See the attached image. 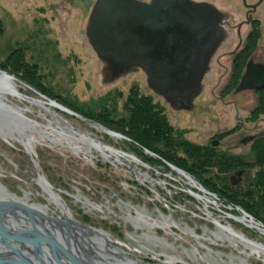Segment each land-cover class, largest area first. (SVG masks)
Wrapping results in <instances>:
<instances>
[{"label": "rangeland", "instance_id": "rangeland-1", "mask_svg": "<svg viewBox=\"0 0 264 264\" xmlns=\"http://www.w3.org/2000/svg\"><path fill=\"white\" fill-rule=\"evenodd\" d=\"M56 2L0 0V69L15 76L27 96L58 102L69 111L51 106L52 111L81 132L129 157L119 155L122 160L119 161L118 155L107 150L110 157L106 159L101 150L80 140L78 133L59 126L41 105L15 98L10 100L12 104L19 106L27 117L48 127L56 141L36 134L39 141L33 143L34 151L30 153L20 142L0 136V181L18 196H24L25 191L30 193V203L46 204L49 201L36 181L40 170L78 221L102 228L115 244H122L120 247L137 260L165 263L173 256L183 261L172 264H211L206 257L211 253V259L218 264H245L244 259L249 264H264L244 244L236 247L231 241L214 235L219 231L214 222L217 219L264 243V235L258 229L230 218L242 215L244 210L264 228V218L255 216L223 193L226 183L215 161L218 158L214 156L225 152L242 155L239 157L242 161L251 159V144H243L242 139L257 132L247 128L257 125L259 131L264 130V120L247 119L256 105L254 94L245 91L225 97L239 103L246 128L218 137L240 124L234 107L217 99L219 90L215 85L220 72L213 70L206 78L203 94L196 101L207 108L201 110L172 107L148 87L142 70L132 72L126 80L106 81L102 78L101 62L86 34L92 7L55 9ZM13 46L21 49L16 68L8 63ZM219 53L220 50L216 56ZM131 94L149 97L153 109L165 116L172 130L170 136L151 137L145 145L114 127L117 121L126 124L130 119ZM50 122L59 131L64 130L69 138L61 137L50 128ZM96 123L120 133L123 138L111 136L96 127ZM173 138L190 146L179 145ZM214 140L220 141L218 147L212 144ZM78 146L83 150H77ZM191 146L199 151L192 150ZM207 156L214 161H205ZM196 161L202 164L201 168L193 165ZM179 170L208 193L198 184H192ZM255 171L252 170L250 179L254 178ZM236 192L242 198L245 189ZM138 213L160 224L167 218L168 225L151 229L136 226L130 215L136 217ZM50 214L65 218L53 204ZM148 232L162 241L147 240L144 234Z\"/></svg>", "mask_w": 264, "mask_h": 264}, {"label": "water", "instance_id": "water-1", "mask_svg": "<svg viewBox=\"0 0 264 264\" xmlns=\"http://www.w3.org/2000/svg\"><path fill=\"white\" fill-rule=\"evenodd\" d=\"M227 17L214 4L196 0H96L86 34L101 62L103 79L109 82L126 80L132 72L142 70L146 74L148 87L172 107L193 110L197 99L203 94L206 78L213 71V59L225 40ZM0 72L12 76L2 69ZM261 82L264 85V70L257 72L248 67L237 91L256 89L262 85L259 84ZM1 105L0 102V113L3 110L7 120L25 123L19 106L7 104L8 109L4 110ZM61 108L68 110L64 106ZM6 119L1 121L8 123ZM94 125L107 129L99 123ZM42 174L39 170V177ZM12 205L10 202L5 206L0 205V215L4 210H12ZM20 208L41 215V211L34 206L25 204ZM27 231L32 234L24 233L26 231L9 233L0 224V238L5 243L9 239L22 245L30 243L38 246L45 242L56 257L61 250L72 264H83L80 260L85 259L73 254L55 238L38 230ZM130 258L133 260L130 264H165ZM0 260L11 263L15 259L0 255ZM17 260L12 262L34 264Z\"/></svg>", "mask_w": 264, "mask_h": 264}, {"label": "flooded vegetation", "instance_id": "flooded-vegetation-1", "mask_svg": "<svg viewBox=\"0 0 264 264\" xmlns=\"http://www.w3.org/2000/svg\"><path fill=\"white\" fill-rule=\"evenodd\" d=\"M141 1L150 2L151 0ZM196 1L212 3L228 16L224 24L226 29V37L220 48V53L216 56L215 61L212 62V68L214 71L216 70L217 72L221 73L220 77L218 78L217 84L215 85L219 90L217 99L226 106L232 105L234 107L235 118L240 123L221 132L220 134H218V137H222L226 134L233 135L237 131H239L241 127H245V120L240 116L241 108L239 103L235 100H227L225 98L226 96L230 95V93H234L235 95H237L245 91H251L257 101L247 119L250 120L251 118L257 117L260 121L264 120V118L261 117L264 114V85L262 84V82L259 83L262 85H260L256 89L237 91V88L241 83L243 75L247 71L248 67L257 72H262L264 70V0ZM95 2L96 0H57L54 7L55 9H58L59 7L67 9L79 7L86 9L91 7L93 8ZM20 52L21 49L17 46L12 47L8 63H10L14 68L18 67V65L15 64V61L19 59V55L21 54ZM202 108L207 109L204 105H202V103H197L195 106V110H201ZM247 129L257 130V132L247 135L242 139L243 144H251V159L242 161L239 159V157H242V155L233 154L234 158L238 160L239 167L234 171L223 174V177H225L226 180L235 188H241L244 185L250 184L252 181V179H250L253 174L252 170L256 169L254 174L255 178L256 173H258L260 168L256 165L255 158L257 155V151L255 149L257 148L256 146L258 145V143L264 139V130L259 131V126L257 125ZM219 143V140L212 141V144L216 147H218ZM221 153L223 154L225 152ZM11 207H13L12 210H4L1 215H7L9 218H11L10 220L12 221L15 220L16 222L18 221L24 223V229H17L16 226H13L11 228L9 226L7 227L9 233H12L13 231H26L24 233H29L31 235L32 232L27 230H38L44 235L55 238L73 254L79 256L82 259H85L80 260L83 264H103L101 261L95 259L94 257H91L90 255H84L81 253L78 254L79 251H76V247H73V249L69 248L67 243L64 242L63 236H60L59 234L52 231H47L48 228L45 224H41L43 225L41 227H39V225H34L35 227L26 225V216L27 214L31 215V213H29L25 208H20L19 205L14 204ZM22 217L25 218L22 219ZM28 219L29 221H31L32 217H28ZM15 252H19L21 255H18ZM57 254L58 259L55 256L52 248L45 242L40 243V245L38 246H34L30 243H26L23 245L18 244L17 246V243L14 240L9 239L8 243H5L1 241L0 238V255L6 259H18L17 261L20 262H33L34 264H72L71 260L67 259V257L61 250H59ZM21 258H23L24 260H21ZM12 261L11 263H9L7 260H0V263L20 264L14 263ZM137 261L141 262V260ZM165 264L168 263L165 262Z\"/></svg>", "mask_w": 264, "mask_h": 264}, {"label": "bare ground", "instance_id": "bare-ground-1", "mask_svg": "<svg viewBox=\"0 0 264 264\" xmlns=\"http://www.w3.org/2000/svg\"><path fill=\"white\" fill-rule=\"evenodd\" d=\"M21 86L18 83V80L15 76H7L4 73L0 72V102L2 103L1 109L7 110L8 105H16L12 104L10 100L18 98L20 100H30V102L36 103L41 105L45 110L49 111L56 121L58 122L59 126H61L64 130H69L73 133H78L80 136V140L88 142L90 146H94L95 148L101 150L104 154L106 159H109L110 154L107 153V150L111 152V154L118 155L117 159L122 161L119 158V155H125L123 151L117 150L114 147L108 146L104 144L102 141H99L90 135L81 132L77 128L73 127L69 124L65 119H63L58 112L52 111L50 109L51 106L61 108V104L56 101L51 100H40V99H33L27 96L24 92L21 91ZM11 103V104H10ZM49 105V106H48ZM0 114V136L7 141H17L22 144L24 148H26L30 153L34 151L33 143L35 141H39L37 137L42 135L45 138H50L51 140L56 141L50 135V131L48 127L43 126L37 120L31 119L22 113L23 119H25V123L23 122H12L11 120H7L5 118V114ZM20 118V119H21ZM2 119H6L8 123L1 121ZM49 127L52 128L54 131H57L61 137H67L65 131H59L52 122H50ZM98 128L108 132L111 136L116 138H123L121 135H118L114 132H111L105 128ZM60 139V138H59ZM91 149V148H90ZM90 149L88 152H91ZM77 150H83L81 147H77ZM129 157V156H128ZM133 158V157H132ZM180 171V170H179ZM182 174L186 175L190 182L194 185L198 183L191 178V176L187 175L185 172L181 171ZM37 183L43 189L44 196L48 199L49 203H30L31 195L27 191H25L24 196H18L15 193H12L1 181H0V205L5 206L8 202L15 204V205H32L36 209L41 211V215L33 211L31 215L27 214L26 225L35 227L34 225H39V227L43 226L41 224H45L47 226V231H52L60 236H63L64 242L67 243L69 248L76 247V251L84 255H90L95 259H98L103 264H130L132 260L128 256V254L123 250L120 246L122 244H115L114 241L111 239L110 235L103 230L102 228H95V227H88L78 221L74 216L69 207L67 206L66 202L64 201L63 197L59 192H57L52 184L45 178L42 174L39 178L36 179ZM199 185V184H198ZM199 188L203 190V187L199 185ZM205 192V191H204ZM80 197V195H78ZM199 198V197H198ZM8 201V202H7ZM51 204L55 205L57 209H59L64 215L65 218L61 216H57L56 214H50V206ZM98 208L101 209V206ZM10 212V211H9ZM25 212V210H24ZM43 214V215H42ZM28 217H32V220L29 221ZM42 217V218H41ZM21 218V217H20ZM25 217H22L24 219ZM230 218H235L237 221H241L247 224L250 227L258 229L261 234L264 235V228L257 224L253 217L249 215H245L242 213L240 216H230ZM7 215H0V224L4 226L6 229L7 227L16 226L17 229L23 228L24 223L16 222L15 220H10ZM40 219V220H39ZM130 220L134 222L136 226H146L148 228H154L159 226H166L167 218H164V223L160 224L156 220L155 222H150L143 213H138L136 217H132L130 215ZM43 222V223H42ZM215 224L219 228V231L214 232V235L217 238L227 239L231 241L236 247L239 246L240 243L244 244L245 247L251 249V254H256L259 258L264 261V243L261 241L253 240L248 238L242 232L236 231L231 225L223 224L221 221L214 219ZM24 229V228H23ZM45 229V228H44ZM8 230V229H7ZM15 233L22 232V231H13ZM147 240H154L155 242H161L162 239L157 237L155 234L148 232L144 234ZM197 237V236H196ZM199 238V237H198ZM17 246H18V242ZM124 245V244H123ZM16 253V252H15ZM196 253V252H195ZM209 262L211 264H218L216 260H212V254H208ZM168 261L166 263L171 264L178 263V261H183L182 258H176L170 256L167 258ZM243 263L249 264L247 260H243Z\"/></svg>", "mask_w": 264, "mask_h": 264}, {"label": "trees", "instance_id": "trees-1", "mask_svg": "<svg viewBox=\"0 0 264 264\" xmlns=\"http://www.w3.org/2000/svg\"><path fill=\"white\" fill-rule=\"evenodd\" d=\"M129 99H131L130 106L132 107L131 117L126 124L119 121L114 123V127L117 130H120L128 136L145 143V145L149 144V139L151 137H167L171 135L172 130L168 126L165 116L161 114L160 110L156 111L153 109L149 97H139V94L132 96L131 94ZM172 140L174 142H178L177 144L179 145L190 146L183 141H178L174 138ZM256 147V165L260 168L258 173H256L255 178L252 179L251 183L246 188H235L228 183L225 177H223L226 187H224L222 191L227 197H231L233 201L236 200L240 203L247 211H251L255 216L263 219L264 215H262L261 211H264V139L259 142ZM191 149L196 152L199 151V148L197 147L195 148L191 146ZM205 154H203V156H206ZM214 156L218 158V160L215 161L223 174L234 171L239 167L238 160H236L232 154L228 155L227 153H221L216 155L214 154ZM206 158H208V160L205 161H211L209 159H212L213 157L207 156ZM212 161H214V159H212ZM196 163L198 165L195 163L193 164L196 168L202 167V164L199 163V161H196ZM243 189H245L243 197H238L236 191ZM222 191L219 192L222 193ZM218 195L220 196V194ZM255 195L258 198H256Z\"/></svg>", "mask_w": 264, "mask_h": 264}]
</instances>
